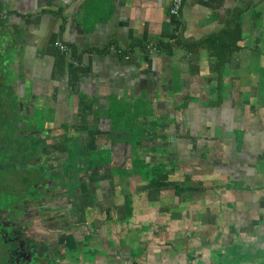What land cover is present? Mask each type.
<instances>
[{
  "label": "crops",
  "instance_id": "obj_1",
  "mask_svg": "<svg viewBox=\"0 0 264 264\" xmlns=\"http://www.w3.org/2000/svg\"><path fill=\"white\" fill-rule=\"evenodd\" d=\"M171 3L0 0V208L51 264H264V0Z\"/></svg>",
  "mask_w": 264,
  "mask_h": 264
},
{
  "label": "rangeland",
  "instance_id": "obj_2",
  "mask_svg": "<svg viewBox=\"0 0 264 264\" xmlns=\"http://www.w3.org/2000/svg\"><path fill=\"white\" fill-rule=\"evenodd\" d=\"M3 132L6 133V129H4V127H0V135ZM0 146H2V145H0ZM51 147H52V145L50 147H48L47 149H49ZM47 149H46V151H47ZM44 152L42 154H40V156L36 160H32L31 165L38 166V167H41L43 169L46 168L47 171H49V169L54 171L55 168L58 167L57 157L54 156V154H53L56 152V150H54V148H53L52 152H50V153H46V152L44 153ZM5 162H6L5 157L4 156H2V158L0 157V168H2L5 165ZM63 167L68 168V165L63 166ZM22 173L23 172L20 170L18 174L21 175ZM14 177H15V179H14ZM14 177H13V175L10 174L9 171H0V195L5 194V191L10 190L11 188H14V189L21 188L22 185H18L16 182L17 176L14 175ZM26 178L28 179L29 177H26ZM53 180H54V175L46 174L42 181L36 183L37 186L39 183H41L39 185H43V187L45 189V192H42L40 194L43 197L42 200L44 201V203L50 201L54 197V194L57 193V190L54 191V188H53L55 186V184H54L55 182ZM63 182H65V181H63ZM68 183H66V184H68ZM28 199H29L28 197H24L22 199L23 200L22 202H24V203L18 204L17 202H15L16 200L13 197V204L15 205V209L13 208V210H15L17 212H13V215L9 216V218L6 220H5V217H6L5 214H3V212L5 210L1 209L2 207L0 206L1 207L0 208L1 209L0 210V233L2 234V235H0V236H2V238H0V264H6V263H4L5 258H6L4 250L6 248H8L9 250H12L13 245H15V246H14V253L11 257V264H20L19 261L21 258V248H26L27 244H33L34 246L36 245L35 247H37V248H32V250H31V252H38V254H39V257L37 256L34 258V259H36V261H35L36 264L38 261L39 262L42 261L43 258L47 261L48 264H51L54 262V260L50 259V256L44 255V249H45L44 247L45 246L41 247L43 243L39 240L40 238H38L39 232L50 230L48 227V224L51 221L50 217H53V216H47V217L41 219L40 221H38L39 219L32 215L35 212L32 210L30 215L23 217L20 214L21 213L20 209L22 206H24V204L27 203L26 201H28ZM33 203H31V205H30L31 209L34 208ZM17 207H19V208H17ZM26 209H27V207H26ZM50 209L51 208L46 210L48 215H49V213H51V212H49ZM26 212H27V214L29 213V211H26ZM5 229H6V232L10 231L14 234L13 237L10 236L11 238H13L12 242L8 238L7 239L4 238L5 237L4 236V232H5L4 230ZM37 231H39V232H37ZM47 233H49V232H47ZM31 236H33V238H31ZM24 237H25V239H24ZM10 246H11V248H10Z\"/></svg>",
  "mask_w": 264,
  "mask_h": 264
},
{
  "label": "built area",
  "instance_id": "obj_3",
  "mask_svg": "<svg viewBox=\"0 0 264 264\" xmlns=\"http://www.w3.org/2000/svg\"><path fill=\"white\" fill-rule=\"evenodd\" d=\"M184 0H172L171 3V7H170V12L174 15H176L178 13V11L180 10V8L182 7ZM61 49H65V45L64 44H60L59 45ZM113 49H115L114 47H112Z\"/></svg>",
  "mask_w": 264,
  "mask_h": 264
},
{
  "label": "trees",
  "instance_id": "obj_4",
  "mask_svg": "<svg viewBox=\"0 0 264 264\" xmlns=\"http://www.w3.org/2000/svg\"><path fill=\"white\" fill-rule=\"evenodd\" d=\"M155 46H163V47H165V45L161 42V41H159L158 43H157V45H155ZM122 52V51H121ZM215 54V51L213 50V49H211V55H214ZM223 60V58L221 59V61ZM217 65V67L218 66H220L218 63L216 64ZM14 179H15V177H14ZM16 180L17 181H19V182H21V180H19V178L18 177H16Z\"/></svg>",
  "mask_w": 264,
  "mask_h": 264
}]
</instances>
